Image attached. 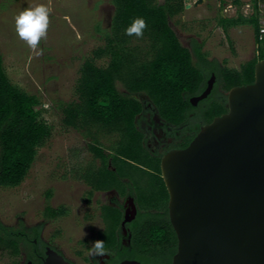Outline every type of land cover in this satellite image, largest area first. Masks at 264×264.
<instances>
[{"label": "trees", "instance_id": "trees-1", "mask_svg": "<svg viewBox=\"0 0 264 264\" xmlns=\"http://www.w3.org/2000/svg\"><path fill=\"white\" fill-rule=\"evenodd\" d=\"M9 3L15 0H8ZM185 0H110L113 15L107 27L96 25V32L105 44L93 51V57L84 61L75 92L77 101L60 103L62 124L77 131L87 142V149L101 162V167L73 169L84 172L81 177L93 190H116L121 200L131 196L137 215L129 224L124 237L122 204L105 205L102 219L105 231L98 240L104 241L108 264L125 260L140 264H172L178 240L170 223L169 194L161 174L162 155H153L145 144V134L137 124L144 112V100L153 103L160 116L175 125L188 124L193 132L180 145L189 146L202 124L192 123L195 113L204 125L228 112L227 97L215 99L211 95L196 108L191 98L200 94L211 75H216L215 90L228 93L234 87L254 83L255 65L264 59V26L261 23L260 4L251 0L253 13H242L236 18L218 17V25L225 33L231 28L249 26L254 32L255 56L240 69L210 59L204 51V42L192 40V48L185 47L171 20L185 11ZM235 3L241 6V1ZM6 5H3V8ZM136 18H143L147 27L142 41L146 51L134 46L135 35L125 29ZM108 59L106 66L96 60ZM216 92V91H215ZM42 103L38 96L29 94L10 80L0 52V188H16L26 179L38 150L46 144L52 127L41 119L36 108ZM205 106V107H204ZM109 138V145L102 139ZM78 171V172H76ZM52 190L45 194L46 214L55 217L65 209L50 207ZM21 231L5 225L0 219V249L20 256ZM26 243L39 237L40 231H29ZM130 239V245L123 239ZM30 240V241H29ZM18 264V263H16Z\"/></svg>", "mask_w": 264, "mask_h": 264}, {"label": "rangeland", "instance_id": "rangeland-1", "mask_svg": "<svg viewBox=\"0 0 264 264\" xmlns=\"http://www.w3.org/2000/svg\"><path fill=\"white\" fill-rule=\"evenodd\" d=\"M206 0L171 20V26L181 43L188 47L186 36L191 35L204 42V51L210 59L240 69L241 65L255 56L256 45L253 29L249 26L231 28L227 33L218 25L217 18H236L239 13H253L251 0ZM185 5L186 2H184ZM3 5L4 6L3 8ZM44 5L49 9V24L46 37L33 51L21 40L15 30L14 17L25 8ZM113 15L110 0H0V52L4 58L7 74L13 84L29 94L40 98L43 119L52 127V134L44 147L38 150L36 160L26 179L16 188H0V219L10 227H33L44 221L43 211L46 192L53 189L52 206L68 205L71 215L46 226L43 237L59 245L65 254L84 264L76 256V242L89 239L96 234L88 228H100L99 210L83 205L81 182L72 178L71 170L87 168L95 163L87 149V142L71 128L62 124L60 103L77 101L75 92L84 61L93 57V51L105 42L96 32V25L107 27ZM261 23L264 26V3L260 4ZM134 46L146 51L140 38L133 40ZM42 53V54H38ZM97 65L106 66L108 59L96 60ZM109 145V138L102 139ZM78 172V171H77ZM75 174V173H74ZM77 176V175H76ZM78 182V183H77ZM87 214L86 222L82 216ZM67 231L56 235V228ZM79 230V231H77ZM22 264L21 256H13L0 249V264Z\"/></svg>", "mask_w": 264, "mask_h": 264}, {"label": "water", "instance_id": "water-1", "mask_svg": "<svg viewBox=\"0 0 264 264\" xmlns=\"http://www.w3.org/2000/svg\"><path fill=\"white\" fill-rule=\"evenodd\" d=\"M185 2L190 9V0ZM205 2L195 0L193 6ZM193 39L200 41L186 36L190 49ZM215 80L213 75L203 94L191 98L192 106L210 95ZM227 108L187 148L161 159L169 219L178 240L172 264H264V59L255 65L253 84L227 93ZM128 205L123 235L137 215L133 198ZM44 264L70 263L49 249Z\"/></svg>", "mask_w": 264, "mask_h": 264}, {"label": "flooded vegetation", "instance_id": "flooded-vegetation-1", "mask_svg": "<svg viewBox=\"0 0 264 264\" xmlns=\"http://www.w3.org/2000/svg\"><path fill=\"white\" fill-rule=\"evenodd\" d=\"M213 75H211V77ZM211 77L208 79L205 89L200 94H197L194 97H199L200 95L203 94V92L208 87V82L211 79ZM216 83H217V77H216L213 89L210 95L206 99H208L211 95H213V92H214L213 97L215 99L220 100L222 99L223 96L227 97V93L224 92L222 87L215 90ZM142 98L145 103V106H144L145 108H144V112L137 118L136 122L139 128L145 134V140H146L145 144L147 148L151 151L153 155H162V157L172 150L182 149L180 148V145L184 142V140L188 136H190L193 133L191 131L192 128L188 124L175 125L171 122H168L165 118L160 116L159 112L157 111V108L154 106L153 103L148 102V99L145 97H142ZM206 99L200 101L198 105L196 106V108L199 107L201 104H203V102ZM190 118L192 119V123H201L202 124L201 128L205 126L202 120L199 117L195 116V113H191ZM92 158L94 159L95 163L91 164V167L95 169L101 167L100 160L96 159L93 154H92ZM83 173L84 172H81L80 174L79 173L74 174L73 170H71L70 175L72 178L74 177L76 181L81 182V185L79 184V186L83 188L82 195H81V199L83 201L82 204L85 205L86 207H92L94 209L99 210L98 217L102 221V225L100 228H93V227L88 228L89 231H93V233L96 232L95 233L96 235L94 237H91L89 239H81L76 242V247H77L76 256L79 259H81L84 264H102V263L108 264L107 262L110 260V256L108 254H106L104 257H92L88 254V251H87L88 249L92 247L93 242L98 240L99 233L101 231H105V224L102 219V208L105 205L116 206L117 203L122 204L123 209H124V214H125L126 210L129 208V205L125 207L126 202L128 201L129 198H132V197L128 196L125 198V200H121L120 195L116 190H110L106 192L93 190V188L90 185H88L85 182V180L77 179V176L81 177ZM50 190L53 191V189H50ZM52 198H53V195L51 199ZM51 199L49 202L50 207L53 209H58L60 207H63L65 209L64 214H58L55 217H48L47 215H45L46 210H47V200H46L44 211H43L44 221L37 223L33 227H28L25 225L23 226V222L21 221L20 223L22 226L14 227L15 230L21 231L20 232V235H21L20 256L22 257V264H44V261L46 260L47 252L49 249L58 253L70 264H78L77 261L69 258L59 245H56L51 240H46L43 237V234H44V231L47 225H49L52 222L60 221L64 218H68L72 212L71 208H69L68 205L63 204V205H59L56 207L52 206ZM91 217L90 215L88 216L85 213L82 216V220L87 223V220H89V218L92 219ZM87 224H90V223H87ZM29 231H32V232L40 231L39 237L31 240V242H33L31 245L29 243H26V239L29 236L28 235ZM54 231H57L56 235L59 236V234H62V231H67V230L65 228L58 227ZM123 236L126 237L127 234ZM123 244L126 246H129L130 239L124 238Z\"/></svg>", "mask_w": 264, "mask_h": 264}, {"label": "clouds", "instance_id": "clouds-1", "mask_svg": "<svg viewBox=\"0 0 264 264\" xmlns=\"http://www.w3.org/2000/svg\"><path fill=\"white\" fill-rule=\"evenodd\" d=\"M49 9L44 5L25 8L14 17L15 30L19 38L27 43L33 50H37L41 38L46 37L49 24ZM147 23L143 18H136L130 26L125 29L128 36L135 35L142 38ZM42 54V53H38ZM104 241H94L92 247L88 249V254L92 257H104L106 255Z\"/></svg>", "mask_w": 264, "mask_h": 264}, {"label": "built area", "instance_id": "built-area-1", "mask_svg": "<svg viewBox=\"0 0 264 264\" xmlns=\"http://www.w3.org/2000/svg\"><path fill=\"white\" fill-rule=\"evenodd\" d=\"M261 32L264 33V30H262Z\"/></svg>", "mask_w": 264, "mask_h": 264}]
</instances>
